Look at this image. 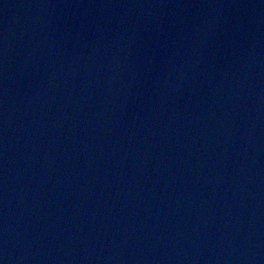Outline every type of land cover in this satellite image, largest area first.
<instances>
[{
    "label": "water",
    "instance_id": "95a60500",
    "mask_svg": "<svg viewBox=\"0 0 264 264\" xmlns=\"http://www.w3.org/2000/svg\"><path fill=\"white\" fill-rule=\"evenodd\" d=\"M0 264H264V0H0Z\"/></svg>",
    "mask_w": 264,
    "mask_h": 264
}]
</instances>
